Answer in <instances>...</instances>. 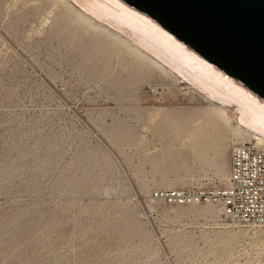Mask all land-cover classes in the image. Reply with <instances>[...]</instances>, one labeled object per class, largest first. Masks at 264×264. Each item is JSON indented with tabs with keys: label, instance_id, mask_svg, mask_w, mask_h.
<instances>
[{
	"label": "rangeland",
	"instance_id": "374dc122",
	"mask_svg": "<svg viewBox=\"0 0 264 264\" xmlns=\"http://www.w3.org/2000/svg\"><path fill=\"white\" fill-rule=\"evenodd\" d=\"M50 1L0 0V264H264V229L161 197L225 187L251 142Z\"/></svg>",
	"mask_w": 264,
	"mask_h": 264
},
{
	"label": "bare ground",
	"instance_id": "6f19581e",
	"mask_svg": "<svg viewBox=\"0 0 264 264\" xmlns=\"http://www.w3.org/2000/svg\"><path fill=\"white\" fill-rule=\"evenodd\" d=\"M49 1V0H48ZM69 22L161 82L184 85L189 101L205 103L207 125L264 147V103L120 0H51ZM50 1V2H51ZM58 9V8H57ZM200 134L193 139L199 142Z\"/></svg>",
	"mask_w": 264,
	"mask_h": 264
},
{
	"label": "water",
	"instance_id": "95a60500",
	"mask_svg": "<svg viewBox=\"0 0 264 264\" xmlns=\"http://www.w3.org/2000/svg\"><path fill=\"white\" fill-rule=\"evenodd\" d=\"M264 103V0H120Z\"/></svg>",
	"mask_w": 264,
	"mask_h": 264
},
{
	"label": "built area",
	"instance_id": "2783aa9c",
	"mask_svg": "<svg viewBox=\"0 0 264 264\" xmlns=\"http://www.w3.org/2000/svg\"><path fill=\"white\" fill-rule=\"evenodd\" d=\"M161 197L180 205L218 204L235 225L264 229V147L251 143L233 146L227 184L221 189L172 192Z\"/></svg>",
	"mask_w": 264,
	"mask_h": 264
}]
</instances>
